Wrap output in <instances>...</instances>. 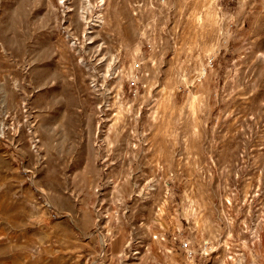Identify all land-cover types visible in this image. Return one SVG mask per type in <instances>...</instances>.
Masks as SVG:
<instances>
[{
    "label": "rangeland",
    "instance_id": "obj_1",
    "mask_svg": "<svg viewBox=\"0 0 264 264\" xmlns=\"http://www.w3.org/2000/svg\"><path fill=\"white\" fill-rule=\"evenodd\" d=\"M0 264H264V0H0Z\"/></svg>",
    "mask_w": 264,
    "mask_h": 264
},
{
    "label": "bare ground",
    "instance_id": "obj_2",
    "mask_svg": "<svg viewBox=\"0 0 264 264\" xmlns=\"http://www.w3.org/2000/svg\"><path fill=\"white\" fill-rule=\"evenodd\" d=\"M100 2H104V0H100ZM101 4H103V3H101ZM101 18V17H100Z\"/></svg>",
    "mask_w": 264,
    "mask_h": 264
}]
</instances>
